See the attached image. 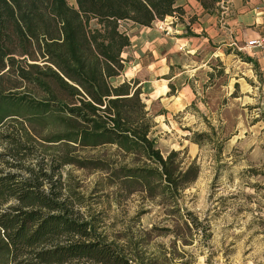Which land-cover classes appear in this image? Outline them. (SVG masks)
I'll return each instance as SVG.
<instances>
[{"label":"trees","instance_id":"obj_1","mask_svg":"<svg viewBox=\"0 0 264 264\" xmlns=\"http://www.w3.org/2000/svg\"><path fill=\"white\" fill-rule=\"evenodd\" d=\"M197 1L211 13L225 0ZM176 2L0 0V252L6 249L15 264H162L142 253L144 244L154 233L173 235L174 244L183 237L173 225L145 230L138 240L128 228L111 238L95 222L76 217L71 207L76 191L70 178L62 184L58 170L74 164L107 171L106 161L51 157L60 164L50 169L43 165L46 157L34 167L24 163L34 157L35 135L75 149L117 147L134 165L110 170L108 178L115 176L128 193L177 200L181 189L198 179L196 162L184 168L178 152L164 157L150 137L154 122L138 82L111 83L124 71L122 54L131 44L121 22L152 26L181 15ZM49 123L61 128L46 136L41 128ZM61 195H66L62 202ZM187 216L184 227L190 231L197 224Z\"/></svg>","mask_w":264,"mask_h":264},{"label":"rangeland","instance_id":"obj_2","mask_svg":"<svg viewBox=\"0 0 264 264\" xmlns=\"http://www.w3.org/2000/svg\"><path fill=\"white\" fill-rule=\"evenodd\" d=\"M90 26L96 28L97 22L91 21ZM135 27L132 22L120 24L129 35ZM239 53L248 57L247 50L236 48L235 58L219 60L210 67L209 79L206 75L203 80L191 79L190 95L175 89L158 98L152 96L158 92L151 85L143 87L141 98L153 118L150 137L157 148L164 157L178 152L177 161L184 168L193 162L200 167L198 179L181 189L177 200L168 195L150 198L141 191L128 193L115 183V176L109 180L108 171L134 165L132 157H123L115 146L75 149L65 141L50 143L34 135V157H28L25 165L34 167L42 157H46V169L60 164L51 162V157L106 161L107 171L74 164L58 170L62 184H68L70 178L76 191L71 205L76 217L95 222L99 231L111 238L128 228L134 240L153 227L177 225L183 237L175 244L173 235L156 233L144 244L142 253L157 258L158 263L264 264V77L258 67L244 64ZM125 57L130 60L126 53ZM220 76L227 78L224 84L232 88L226 98L221 97ZM120 79H112V84ZM234 79L241 85L235 86ZM55 128L61 127L49 123L41 133L47 136ZM199 134L203 135L197 138ZM65 198L61 195L60 202ZM187 213L197 224L190 231L184 227ZM0 264H15L6 249L0 252Z\"/></svg>","mask_w":264,"mask_h":264},{"label":"crops","instance_id":"obj_3","mask_svg":"<svg viewBox=\"0 0 264 264\" xmlns=\"http://www.w3.org/2000/svg\"><path fill=\"white\" fill-rule=\"evenodd\" d=\"M176 7L181 8V15L168 16L152 26L132 23L136 27L132 30L134 33L128 34L131 44L122 54L123 59L126 53L130 60L125 59L124 71L114 77L122 79L113 86L137 81L141 90L151 85L152 90L158 92L152 96L158 98L168 96L175 89L190 95L193 93L190 80L199 77L203 80L204 75L209 79L213 70L210 67L219 60L227 62L224 59L235 58L236 48L247 50L251 62L239 53L243 63L258 67L264 77V51L246 47L248 41L264 38V0H225L220 10L211 13L197 0H177ZM204 65L209 66L207 71L203 70ZM218 79L222 82L221 97L226 98L232 88L224 84L227 78ZM234 84L241 85L236 79Z\"/></svg>","mask_w":264,"mask_h":264},{"label":"built area","instance_id":"obj_4","mask_svg":"<svg viewBox=\"0 0 264 264\" xmlns=\"http://www.w3.org/2000/svg\"><path fill=\"white\" fill-rule=\"evenodd\" d=\"M247 48L257 51H264V38H256L247 42Z\"/></svg>","mask_w":264,"mask_h":264}]
</instances>
